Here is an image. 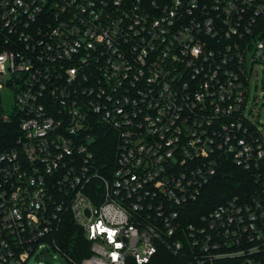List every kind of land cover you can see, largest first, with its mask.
I'll list each match as a JSON object with an SVG mask.
<instances>
[{"label": "built area", "instance_id": "built-area-1", "mask_svg": "<svg viewBox=\"0 0 264 264\" xmlns=\"http://www.w3.org/2000/svg\"><path fill=\"white\" fill-rule=\"evenodd\" d=\"M0 32L15 92L11 112L0 102V264L51 250L149 264L161 248L264 264V123L249 106L264 0H0ZM101 129L118 138L108 173ZM229 164L252 186L188 221ZM68 216L92 244L81 262L56 239Z\"/></svg>", "mask_w": 264, "mask_h": 264}, {"label": "trees", "instance_id": "trees-1", "mask_svg": "<svg viewBox=\"0 0 264 264\" xmlns=\"http://www.w3.org/2000/svg\"><path fill=\"white\" fill-rule=\"evenodd\" d=\"M4 38V34L0 32V42ZM117 147L116 133L109 129H101L100 138L95 144V154L102 171L108 173L114 168ZM251 186L250 176L242 169L231 164L222 167L217 176L204 188L199 201L188 206V214H192L188 221L192 220L193 216L195 219L200 218L227 200L241 196ZM56 239L60 247L76 262H81L93 254L91 242L88 241L84 231L70 216L61 225L60 231L56 234ZM195 256L199 257L196 258ZM198 261L203 262L198 263ZM241 262V259L236 258L217 259L210 262L205 261L200 253L195 254L187 251L185 255L176 256L165 248H161L149 264H240ZM128 264L136 263L131 260Z\"/></svg>", "mask_w": 264, "mask_h": 264}, {"label": "rangeland", "instance_id": "rangeland-1", "mask_svg": "<svg viewBox=\"0 0 264 264\" xmlns=\"http://www.w3.org/2000/svg\"><path fill=\"white\" fill-rule=\"evenodd\" d=\"M9 76L0 75V86L3 85V89H0V102L4 107L5 113L11 112L15 106V92L13 88L6 84ZM249 106L254 108L253 120L260 119L261 123H264V66L255 67L253 77L250 82V97ZM46 262L47 264H69L62 256L58 255L54 251H49L47 257L43 258L38 255L30 259L29 264H37L38 259Z\"/></svg>", "mask_w": 264, "mask_h": 264}]
</instances>
